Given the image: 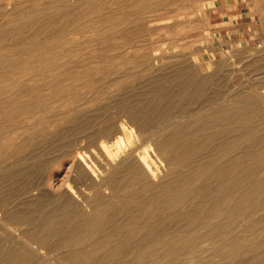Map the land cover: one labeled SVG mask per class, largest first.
Here are the masks:
<instances>
[{"label": "rangeland", "instance_id": "rangeland-1", "mask_svg": "<svg viewBox=\"0 0 264 264\" xmlns=\"http://www.w3.org/2000/svg\"><path fill=\"white\" fill-rule=\"evenodd\" d=\"M148 1L132 8L134 0H0V32L16 30L21 20L33 22L23 34L16 30L3 40V53L36 41L35 30H41L37 41H44L38 55L20 57L19 67L7 70L10 77H0V86L8 87L3 82L8 78L16 86L9 96L0 94V109L15 99L26 109L10 121L0 117V253L7 247L21 253L13 264H264V0ZM48 60L57 62L52 64L61 72L47 66ZM41 62L46 69L37 68ZM67 67L74 74L61 81ZM83 71L95 73L94 79L85 82ZM48 75L56 76L52 86L32 87ZM157 85L164 86L159 105L142 113L149 134H158L143 144L153 155V175L145 182L131 178L126 165L119 167L121 158L112 154L110 166L117 168L114 177L122 185L95 193L91 180L72 166L73 156H64L72 141L86 145L88 133L103 127L104 120L114 122L134 106L142 111L145 94ZM52 88L62 96L49 95ZM75 95L82 106L73 122L46 119L56 109L63 112L67 98ZM192 112L196 115L183 120L198 117L197 123L163 130L177 120L174 116ZM155 136L166 141L168 159L154 153ZM90 166L87 175L101 183L104 172ZM163 195L167 199H159ZM57 207L73 210L67 213L68 224L60 226L79 225L78 230L66 239L58 231L50 239L35 236L37 231L46 235L42 218ZM22 214L34 220L11 226V219ZM96 214L101 223L80 222L81 216ZM148 223L162 234L126 242L136 251L146 245V255L97 253L90 260L67 254L85 244L90 250L107 242L110 248L114 238ZM20 227L30 229L27 237H21ZM1 258L0 264H7V257Z\"/></svg>", "mask_w": 264, "mask_h": 264}, {"label": "bare ground", "instance_id": "bare-ground-1", "mask_svg": "<svg viewBox=\"0 0 264 264\" xmlns=\"http://www.w3.org/2000/svg\"><path fill=\"white\" fill-rule=\"evenodd\" d=\"M146 0H134V5H132V8L136 7L137 5H141V4H144ZM150 1V0H149ZM148 1V2H149ZM151 1H154V0H151ZM152 3V2H150ZM59 5H61V3H59ZM64 5V4H63ZM61 7V6H60ZM64 7V6H63ZM99 8H96L94 10H89L88 13H95ZM67 11V10H66ZM65 11V12H66ZM99 11V10H98ZM98 13V12H97ZM137 15H139L141 17L142 13H137ZM143 15H144V12H143ZM86 16V15H85ZM134 16V15H133ZM48 16H46L47 18ZM24 18V17H23ZM66 18V17H65ZM75 17H73V20H74ZM94 18V16H93ZM92 18V20H93ZM64 19V18H63ZM84 19V18H83ZM91 19V18H90ZM137 19V18H136ZM72 20V19H71ZM72 20V21H73ZM76 20V19H75ZM78 20V19H77ZM85 21V20H84ZM91 21V20H90ZM135 21V20H134ZM78 22V21H77ZM83 22V21H82ZM33 22H31L30 20L26 19L25 21L21 20L20 22V25L19 27L16 28V30L19 31L20 34H23L27 29L28 27L31 26V28L33 27L32 25ZM70 23V22H69ZM81 23V22H80ZM97 23V22H96ZM124 23V22H123ZM73 24V22H72ZM25 25H28L27 27ZM71 25V23L69 24ZM77 25V24H75ZM80 25V24H79ZM95 25V23H94ZM75 27V26H74ZM73 27V29H74ZM30 28V29H31ZM69 28V27H68ZM8 29V28H7ZM16 30H13L10 29V30H5V31H2L0 32V44L3 42V40H5L6 38H8V36H10V34H12L13 32H15ZM34 30V29H33ZM17 32V31H16ZM73 32V30H72ZM18 33V34H19ZM33 34V33H32ZM41 34V30L39 31V34H38V31L35 30L34 32V35H32L33 39H35L36 41L34 42H29L28 44H30L29 46H26V48H22L20 49L19 51L17 52H14V48L12 49L13 52H11V54L7 55L6 53L8 52H2V49H0V77L3 78V76H7L9 74V72H12V71H8L9 69L11 68H17L19 67V64H21L23 61H22V58L20 57H23L24 55H27V54H31V53H36L37 55L40 53V47H41V43L44 42H38L37 39H39V36ZM65 34V33H64ZM67 34V32H66ZM17 35V34H16ZM63 36V35H62ZM65 36V35H64ZM63 36V38H64ZM68 36V35H67ZM27 38V37H26ZM57 38V37H56ZM62 38V37H61ZM62 38V39H63ZM25 39V38H24ZM61 39V40H62ZM31 40V39H30ZM41 41V40H40ZM22 43V42H20ZM26 43V42H25ZM24 43V45H25ZM46 43V42H45ZM81 43V42H80ZM68 46V45H67ZM86 47V46H85ZM52 48V47H51ZM16 49V48H15ZM47 49V47H46ZM39 52V53H38ZM68 54V53H67ZM71 55V53H70ZM68 56V55H67ZM34 57V56H33ZM47 57V56H46ZM48 58V57H47ZM61 58V57H59ZM58 58V59H59ZM71 58V56H70ZM24 59V57H23ZM52 61V60H51ZM42 62H46V60H42ZM39 64V66H37V68H41V70H44L47 68V66H54L53 64H56L54 62H50L48 60V64L47 66H45L43 68V65L44 63ZM71 62V61H70ZM53 63V64H52ZM41 65V66H40ZM45 65V64H44ZM66 66V65H65ZM26 67V66H24ZM19 69V68H18ZM70 69V68H69ZM95 69V68H94ZM14 70V69H13ZM38 70V69H37ZM54 70L58 71L57 68H55L54 66ZM34 71V70H33ZM72 71V70H71ZM39 72V70L37 71ZM58 72H61V71H58ZM57 72V73H58ZM82 72V71H81ZM80 73V72H79ZM100 73V72H99ZM103 73V72H102ZM101 73V74H102ZM56 74V72H55ZM74 72H70V70L68 71V67L67 69H65V71L63 72V79L64 80H61V81H67V78L69 76H73ZM83 74L85 75L84 77V80L86 82V79L88 80V82L92 81L94 79V74L95 73H92V71H86L84 72L83 71ZM11 75V74H10ZM33 75V74H32ZM9 76V75H8ZM12 76V75H11ZM35 76V72H34V75ZM41 76V75H40ZM97 76V75H96ZM10 77V76H9ZM21 77V76H20ZM17 78V77H15ZM56 76L54 75H48L46 77H44L43 79L39 80L38 83L34 84L32 87H36L38 88L39 86H42V85H48L50 84L52 81L56 80L55 79ZM59 78V77H58ZM103 77H98L96 78V81L102 79ZM7 79V77H6ZM10 79V78H8ZM6 80V81H3V82H7L9 85L7 87V85L5 86H0V94L2 95L3 94H6L7 96H9V93L16 88V86L13 85V82H11V80ZM13 79V77H12ZM33 79V78H32ZM30 80V79H28ZM1 81V80H0ZM57 81V80H56ZM55 81V82H56ZM22 82V81H21ZM30 82V81H29ZM110 82V81H109ZM1 83V82H0ZM24 85V83H22ZM51 85V84H50ZM49 85V87H50ZM52 86V85H51ZM68 86V85H67ZM24 87V86H23ZM26 87V86H25ZM21 88V87H20ZM29 88V87H28ZM184 88V87H183ZM23 89V88H22ZM31 89V88H30ZM40 89V88H39ZM17 90V89H16ZM26 90V89H24ZM34 90V89H33ZM163 90H164V86L163 85H157L155 86L152 91L148 92L147 94H145V104L143 106H141V110H137V108L134 107H131L128 109V111H126L125 113H121L119 114V116L116 118V120L114 122H110V121H103L102 124H103V127H100L99 129H97L96 132H92V134L89 135L88 133V136L86 137V145H83L85 146V148H83V146L81 145V143H79V140L78 141H72V144L70 145L69 148L70 149V152H66V154L64 155L65 157L68 156V155H72L74 160L72 161V166L73 167H77L78 165V170L79 172H81L83 174V176L86 175L87 179L89 178L91 181L88 183V185H90V188L95 190V193L96 191L98 190H101L103 191L105 188L106 189H109V188H112L114 189L113 187L114 186H117V187H121L120 184L122 183L120 180H117L115 179L114 176H116L115 174H118L119 172L117 171V168L115 167V165L113 166H110V161H111V156L112 154H115L116 156H119L121 158V162H119L120 166L121 167L122 165H126V169L127 172H128V175L131 177V178H135L138 177L141 181H148V178L151 176V174L154 172L153 171V167H154V163H153V155L150 153V151H147L148 148L146 149V147H143L144 143L147 144V141L149 142V140L151 141V136L152 135H158L157 132H152L149 134V130L150 128H148V126L144 123V117H142V113L147 111L148 109H150V107H157L159 105V101H160V95L163 93ZM181 90V89H180ZM193 90V89H192ZM197 89H194L193 91H196ZM63 91V90H62ZM186 91V90H185ZM13 92V91H12ZM18 92V91H17ZM21 93V92H20ZM19 93V94H20ZM16 94V93H15ZM74 94V93H73ZM11 95V94H10ZM49 95L51 96H55V97H61L60 96V90H58L57 88H52L51 89V92L49 93ZM79 95H75V96H71V97H68L67 98V101H68V104H67V107L63 110V112L61 113H58L60 111L55 113L56 109L54 112H51V114H49L48 118V121H54L55 123H57V121H61V120H64V123L63 124H66V123H69V122H73V118H75V116L79 113L77 111V108H79L80 106H82V104H78L81 100L79 99L78 97ZM1 97V96H0ZM17 100L19 99H15V100H12L11 102L7 103L9 104V106L6 107V111L3 112L1 109H0V117H3L4 120L6 121H10L11 119L17 117L20 115V113H24L25 112V108L23 106L22 108V105L20 102H17ZM38 100L40 104H42V102L44 101V96L40 95L38 97ZM93 100V99H92ZM92 100H89V101H85V103L87 105H90L91 101ZM6 101V100H5ZM4 101V102H5ZM37 101V100H36ZM1 103V102H0ZM83 103V102H81ZM1 105V104H0ZM34 105V104H33ZM84 105V103H83ZM142 105V102L141 104ZM152 105V106H150ZM63 106V105H62ZM39 107L38 105H36L35 103V108ZM60 107V106H59ZM184 107V106H183ZM140 108V107H139ZM120 111V110H119ZM183 111V110H182ZM36 112V111H35ZM34 112V113H35ZM38 112V111H37ZM202 112V111H201ZM193 113V112H192ZM61 114V115H60ZM181 114V113H180ZM190 114V113H189ZM189 114H185V115H180V116H174L172 118L173 119H177L175 120V122H169L166 124L165 128L163 130H166V129H169L171 127H173L174 125H179L181 126V128L183 126H189V125H192L194 123H197V118L193 119L192 121H188L187 123H185V120H183V118L186 116V117H191V116H194L196 115L195 113H193L192 115H189ZM199 114V113H198ZM178 115V114H177ZM60 116H63L62 118H59ZM117 116V114H116ZM184 116V117H183ZM115 117V116H114ZM127 118V120L123 119V118ZM87 118V117H86ZM97 118V117H96ZM99 119V117H98ZM169 119V118H168ZM167 119V120H168ZM197 119V120H196ZM102 120V119H101ZM144 120V121H143ZM170 120V119H169ZM189 120V119H188ZM171 121V120H170ZM40 122V121H39ZM84 122V121H83ZM92 122V121H91ZM97 122V121H96ZM100 124V123H99ZM101 124V125H102ZM189 124V125H188ZM7 125V124H5ZM9 125V124H8ZM148 125H149V122H148ZM157 125V124H156ZM58 126V125H57ZM21 127V126H20ZM61 127V126H60ZM159 128V127H158ZM162 128V127H160ZM184 128V127H183ZM61 129V128H60ZM152 129V128H151ZM96 130V129H95ZM197 130H200V128H198ZM12 131V130H11ZM176 131V130H175ZM184 131V130H183ZM166 131H164L165 133ZM162 133V132H161ZM170 133V132H169ZM163 134V133H162ZM167 134V133H165ZM173 134V133H172ZM183 134H187V133H183ZM1 136V135H0ZM83 136V135H82ZM166 136V135H165ZM69 137V136H68ZM73 137V136H72ZM81 137V136H80ZM80 137H77L80 138ZM85 137V136H83ZM82 137V138H83ZM154 137V136H153ZM156 137V136H155ZM254 137V136H253ZM76 138V137H75ZM74 139V138H73ZM166 139V138H164ZM27 141V140H26ZM84 141V140H82ZM136 141H139L141 142L142 144L138 143L136 144ZM66 142V141H65ZM81 142V140H80ZM153 143L154 145L156 146V149L154 151V153L156 152L157 155L163 157L164 158H167L168 159V154L169 151L165 150L166 148L164 147L166 141H163V138L162 137H156L154 138L153 140ZM15 144V143H14ZM2 146V145H1ZM60 147V146H59ZM62 147V146H61ZM63 149V148H62ZM84 149H86L84 151ZM150 150V149H149ZM189 152V151H188ZM187 152V153H188ZM74 153V154H73ZM153 153V154H154ZM20 154V153H18ZM64 157V158H65ZM16 158V157H15ZM18 158V157H17ZM9 160V159H8ZM155 162V161H154ZM6 163V162H5ZM71 163V162H70ZM69 164V163H67ZM91 165V166H90ZM71 166V165H70ZM70 166L68 168H70ZM71 166V167H72ZM80 166L84 167V170L82 171ZM92 167L94 171H103L104 173V178H102L103 180L101 181V183H96L97 180H95L94 178H91V173L90 175H87L89 174V170L88 168ZM109 166V167H107ZM88 167V168H87ZM123 171V169H121ZM160 170V169H159ZM118 172V173H116ZM126 172V171H125ZM93 174V173H92ZM122 175V173H121ZM153 175V174H152ZM82 176V177H83ZM103 176V175H102ZM80 177L79 175V178H82ZM117 177V176H116ZM123 177V176H122ZM66 179V178H65ZM77 180V179H76ZM85 180V179H82V181ZM96 181V182H95ZM64 182V181H63ZM85 182V181H84ZM83 182V183H84ZM87 182V181H86ZM61 183V182H60ZM65 183V182H64ZM158 183V182H157ZM66 184V183H65ZM87 184V183H86ZM64 185V184H63ZM122 185V184H121ZM62 185H60L59 187H61ZM196 186V185H195ZM65 187V186H64ZM37 188V187H36ZM57 188V187H56ZM63 188V187H61ZM132 188V187H131ZM38 189V188H37ZM40 189V188H39ZM38 189V190H39ZM33 190V189H32ZM46 189H44L45 191ZM49 190V189H48ZM65 190V189H64ZM91 190V191H93ZM87 191V190H86ZM90 191V193H91ZM130 191V190H129ZM213 191V190H212ZM47 192V191H46ZM45 192V193H46ZM63 192V191H62ZM170 192V190H169ZM42 193H43V189L41 190V193L39 192V195L38 197H41L42 196ZM66 193V192H65ZM44 194V193H43ZM63 194L64 196V193H61ZM99 194V192L97 193V195ZM51 195V194H50ZM66 195V194H65ZM135 194H133L134 196ZM52 196V195H51ZM62 195H60L61 197ZM101 196V195H100ZM99 196V197H100ZM109 196V195H108ZM160 196V195H159ZM166 196V195H165ZM164 195L162 197H160L159 199L161 200H164V199H167ZM65 197V196H64ZM69 197V196H68ZM63 198V197H62ZM88 198V197H86ZM95 198V197H94ZM93 198V199H94ZM154 197H149V200L153 199ZM64 199V198H63ZM85 199V197H84ZM92 199V200H93ZM181 199V198H180ZM65 200V199H64ZM100 200V199H99ZM64 202V201H63ZM66 202H69L66 201ZM65 202V203H66ZM73 202V201H72ZM92 202V201H91ZM178 204H180V200L179 201H176ZM175 202V203H176ZM35 203V202H34ZM176 203V204H177ZM93 204V203H92ZM174 204V203H173ZM9 206V205H8ZM98 206V205H97ZM173 206V205H171ZM111 207V206H110ZM113 207V206H112ZM57 207V208H54V210H52L51 214H46L42 220H43V223H42V228H41V232H46V235H43V234H38V231L35 233V236H39L41 238H53L55 236H57V231L60 232L61 235H64L65 239L66 237H70V234H74L77 230H78V226H75L73 228H70V229H65L63 228L62 226H60L62 223H65L69 221H66V220H69L71 218V216L67 217V213L69 211H71L72 209L70 207ZM95 210V209H94ZM12 211V209L10 210ZM51 211V210H50ZM49 211V212H50ZM73 211V210H72ZM80 211V210H79ZM85 211V210H84ZM198 211V210H197ZM75 212V211H74ZM14 213V212H13ZM70 213V212H69ZM82 213V212H81ZM80 213V214H81ZM10 214V213H9ZM102 214V213H101ZM235 214V213H233ZM11 215V214H10ZM78 215V214H77ZM232 215V214H231ZM196 216V214H192L190 215L191 217V220L194 219V217ZM10 217V216H9ZM101 217L100 214H96V215H91V216H85V217H80V222H88V223H91V222H95V221H100V223L102 222L101 221ZM54 218H57L56 220L53 221ZM107 218V217H106ZM73 219V218H72ZM104 219V218H103ZM233 219V218H232ZM34 219L32 217H29V216H26V215H19L18 217L16 218H13L11 219V221H13V225L11 226H14V225H17V226H21V225H30V222L33 221ZM232 222V221H231ZM78 223V222H77ZM104 223V222H103ZM117 223V222H116ZM236 223V222H235ZM40 224V223H39ZM66 224V223H65ZM74 224V223H72ZM82 224V223H81ZM138 224V223H137ZM37 225V224H36ZM76 225V224H75ZM35 226V225H34ZM38 226V225H37ZM226 226V225H225ZM232 226V225H231ZM28 227V226H27ZM67 227V226H65ZM72 227V226H71ZM94 227H98V226H94ZM139 227V226H138ZM137 227V228H138ZM14 228V227H13ZM17 229V227H15ZM21 228V227H20ZM26 228V227H25ZM35 228V227H34ZM69 228V227H68ZM91 228V227H90ZM137 228L134 229L135 232H131V233H123V235L119 236L118 238H114L113 240L116 242V245L115 246H112L110 248L107 247V242H103V243H95L97 245H93V247L89 249L86 248V244L85 246L84 245H80L79 249H75V250H71L70 252H68L67 254H69L70 256L73 255V256H85V257H88L90 258V260L92 259V257H94L95 255H98L99 253L101 255H103L104 257H114V256H126V255H134L135 256H143V255H146L150 252H148V250L144 247L146 246H143V248L139 251H136L135 249H131V248H127L126 247V242H127V239H131V240H136L137 242L136 243H139L140 240H144L146 238H152L154 235L156 234H160V233H155V229H154V226L150 225L149 223L148 224H145V225H142V228L141 229H138V230H142V232H139L137 230ZM12 229V228H11ZM19 229V228H18ZM23 229V228H21ZM33 229V227L31 228ZM89 229V228H88ZM101 229V228H100ZM223 229V228H222ZM221 229V230H222ZM14 230V229H13ZM30 229H23V231H21V237L22 236H26L27 233L29 232ZM229 230V228H228ZM228 230H227V233H228ZM233 230V229H232ZM130 231V230H129ZM158 231V230H157ZM230 231V230H229ZM104 232V231H103ZM126 232V231H125ZM222 232V231H221ZM225 232V231H224ZM12 233V232H11ZM20 233V232H19ZM18 233V234H19ZM90 233V232H89ZM92 233V232H91ZM93 233H96L93 231ZM100 233V232H99ZM108 233V232H107ZM143 233V234H142ZM235 233V232H234ZM86 234V233H85ZM162 234V233H161ZM203 235V234H202ZM91 236V235H89ZM15 237V235H14ZM17 237V236H16ZM27 237V236H26ZM92 237V236H91ZM90 237V238H91ZM93 237H94V234H93ZM157 237V235H156ZM101 238V236H100ZM46 239V240H48ZM63 239V238H62ZM70 239V238H69ZM87 239V238H86ZM95 239V238H94ZM157 239V238H154V240ZM78 240V239H77ZM76 240V241H77ZM112 240V242H113ZM58 240L54 241L53 240V243L54 242H57ZM49 242V240H48ZM62 242H65L62 241ZM93 242V241H92ZM92 242L90 244H92ZM101 242V241H100ZM47 243V242H46ZM52 243V245H53ZM141 243V242H140ZM144 243V242H143ZM51 244V243H50ZM62 244V243H61ZM66 244V242H65ZM73 244V243H72ZM47 246V244H45ZM44 245V246H45ZM51 245V246H52ZM59 245V244H58ZM71 245V244H70ZM69 245V246H70ZM89 245V244H88ZM198 245V244H196ZM57 245H55L54 247H56ZM65 246V245H64ZM63 246V247H64ZM138 246V245H136ZM192 246V245H190ZM189 246V247H190ZM49 247V246H48ZM54 247L52 249H54ZM68 247V246H67ZM141 247V245H140ZM35 248H37V246H35ZM51 248V247H50ZM194 248V246H193ZM231 248V247H230ZM8 250H6V252H2L0 253L1 257L2 255H4L5 257H7V264H13V262H18V260L20 258H22L21 256V253H19L16 249H13V248H10L7 247ZM38 249V248H37ZM47 250V248H45ZM49 249V248H48ZM189 249V248H188ZM33 250V248H32ZM45 250V251H46ZM62 250V249H61ZM138 250V248H137ZM38 251V250H37ZM42 251V250H41ZM69 251V250H68ZM187 251V250H186ZM189 251V250H188ZM187 251V252H188ZM29 252V250H28ZM28 252H25V255L26 257ZM32 252V251H30ZM29 252V254H30ZM50 252V251H48ZM63 252V251H62ZM66 252V251H65ZM180 252V251H179ZM178 252V253H179ZM58 253V252H57ZM56 253V254H57ZM61 253V251L59 252ZM58 253V254H59ZM64 253V252H63ZM98 253V254H97ZM28 254V255H29ZM184 254V253H183ZM192 254V253H191ZM190 254V255H191ZM197 254V252H196ZM40 255V254H39ZM55 255V254H54ZM62 255V254H61ZM189 255V254H188ZM41 256V255H40ZM202 256V255H201ZM0 257V258H1ZM174 257V256H173ZM144 258V257H143ZM2 259V258H1ZM41 259V258H40ZM114 259V258H113ZM172 259V258H171ZM263 259V258H262ZM36 262L38 261V259H35ZM75 260V259H73ZM46 262V261H45ZM31 264H34L31 263Z\"/></svg>", "mask_w": 264, "mask_h": 264}]
</instances>
